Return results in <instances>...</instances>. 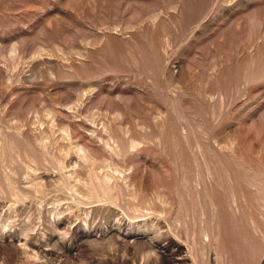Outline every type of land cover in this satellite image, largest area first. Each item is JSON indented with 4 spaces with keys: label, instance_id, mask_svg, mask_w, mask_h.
Returning <instances> with one entry per match:
<instances>
[{
    "label": "rangeland",
    "instance_id": "374dc122",
    "mask_svg": "<svg viewBox=\"0 0 264 264\" xmlns=\"http://www.w3.org/2000/svg\"><path fill=\"white\" fill-rule=\"evenodd\" d=\"M0 264H264V0H0Z\"/></svg>",
    "mask_w": 264,
    "mask_h": 264
}]
</instances>
